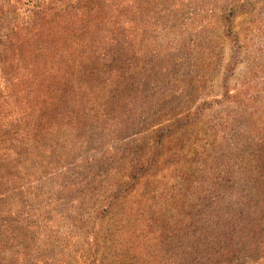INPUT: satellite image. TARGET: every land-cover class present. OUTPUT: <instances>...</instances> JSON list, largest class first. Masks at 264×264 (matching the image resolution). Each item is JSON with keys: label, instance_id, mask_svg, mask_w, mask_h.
I'll return each instance as SVG.
<instances>
[{"label": "trees", "instance_id": "16d2710c", "mask_svg": "<svg viewBox=\"0 0 264 264\" xmlns=\"http://www.w3.org/2000/svg\"><path fill=\"white\" fill-rule=\"evenodd\" d=\"M83 8L70 29L85 32V52L69 55L65 70L37 71L23 59L16 72L0 56V264H171L175 242L182 264H226L221 248L216 260L208 247L193 249V218L175 235L151 229L159 218L143 217L131 192L144 176L211 178L213 101L190 96L220 69V36L232 59L246 58L248 49L264 51V28L230 21L216 39L214 25L194 24L175 40L124 39L143 0H86ZM112 21L116 36L107 39L100 33Z\"/></svg>", "mask_w": 264, "mask_h": 264}, {"label": "rangeland", "instance_id": "374dc122", "mask_svg": "<svg viewBox=\"0 0 264 264\" xmlns=\"http://www.w3.org/2000/svg\"><path fill=\"white\" fill-rule=\"evenodd\" d=\"M85 2L0 0V56L9 70L22 72L23 59L33 60L37 71L65 70L63 61L69 55L85 52L82 48L85 32H71L70 29L75 13L77 18L73 20L83 22ZM143 2L141 11L132 9L124 39L161 37L160 42L165 38L175 40L182 37L178 36L179 28L192 24L198 27L214 25L217 29H213L212 39H216L230 21L236 26L246 27L252 23L264 28V0ZM125 14L124 9H116L117 20L123 21ZM163 28L171 33L162 36ZM115 29L112 21L103 33L98 31L95 38L100 33L113 39ZM211 36L204 34V38ZM72 38L74 44L71 45ZM216 42L223 43L220 69L213 70L201 95L190 96L197 104L213 101L216 157L211 178L184 184L170 174L144 176L143 183L131 192V196L136 199L135 205L143 208V217L159 218L151 229H158L163 237L177 234L183 218H193L197 222L193 228L196 239L193 249L208 247L216 260V252L221 248L227 255L222 259L227 260L226 264H264V51L248 49L250 55L246 58L232 59L228 41L220 36ZM6 46H9L7 50ZM43 57L50 61L41 62ZM53 65L56 68H52ZM221 118L225 121L223 124H220ZM222 137L225 141L220 151ZM179 250L177 242L167 250L168 256H174L171 264H182Z\"/></svg>", "mask_w": 264, "mask_h": 264}]
</instances>
